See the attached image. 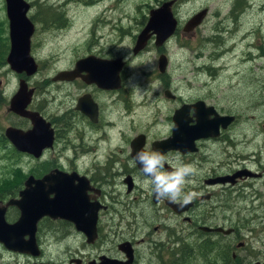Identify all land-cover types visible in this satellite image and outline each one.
Listing matches in <instances>:
<instances>
[{
    "label": "flooded vegetation",
    "instance_id": "af4514ba",
    "mask_svg": "<svg viewBox=\"0 0 264 264\" xmlns=\"http://www.w3.org/2000/svg\"><path fill=\"white\" fill-rule=\"evenodd\" d=\"M78 1H83L88 8L89 5L100 4L97 2L102 0ZM163 1H160L157 6ZM177 1L172 3L171 9L174 15ZM29 3L30 8L35 6V3ZM247 7L245 0H236L232 5L229 18H233L231 23L236 29L241 28L240 18L249 9ZM99 17L101 16L97 15L95 20H99ZM176 18L178 22L174 33L178 31L182 23V20ZM51 19L48 21L49 25L54 24L57 27L64 23V19L58 16L55 10ZM147 19L141 29L145 26ZM185 22L181 27L182 31ZM153 37H150L147 44ZM134 44L135 40L131 48L135 55L143 52L147 47L146 44L144 48L134 53ZM83 48V51L74 55L69 65L59 68L52 76H43V85L44 83L45 85L40 90L33 83L27 82V77L21 74L18 77V82L24 78L28 87L34 89L27 109L38 112L49 122L53 130V143L51 147L43 149L38 158L17 149L6 137L5 129L14 127L28 130L32 124L27 117L8 109L19 121L10 122L0 131V147L6 152V156H26L31 160L40 161H36L33 165L36 168H31L24 177H21V173L17 171L16 175L20 174L12 178V183L3 190L0 189V207L6 205L11 198H19V192L24 188V183L29 176L38 179L56 168L66 173L75 172L78 176L86 178L83 188L86 200L83 203L90 208L77 209L74 214L83 221L84 217L90 215L96 207V235H88L83 230L77 229L73 221L68 218L44 215L36 223L34 233L36 254L8 250L0 243V255L4 253L3 251L10 253L19 258L17 263L21 262L20 264H93L98 263L101 257L126 264L124 262L128 260V255H132V260L127 264L264 262V242L261 239L255 242L249 241L248 238L243 239L239 225L232 223L223 211L227 201L235 203L241 197L242 190L248 188V185L252 187V181L264 174L258 171L257 167L251 166L252 163L256 164L255 161L258 164L257 157L245 158L238 150L239 138L233 126L239 120V115L231 109L224 110L222 106L220 108L218 103L210 101L206 94L185 96L176 88V84L169 86L168 81H163V86L159 84L160 90L166 99L171 101V112L166 116L167 128L160 134L140 130L130 131L128 124L131 110L124 104L125 93L129 90L128 77L124 72L128 56L120 51L114 52L112 46H103L98 41L86 42ZM88 56L99 59L121 58L123 66L119 73V87L103 88L95 82H87L86 80L92 77L88 71H81L74 78L56 79L59 71L73 69L76 61ZM158 73L160 77H164L166 69L164 72L158 69ZM108 76L110 74L103 75V77ZM47 87L48 92L54 91V95L61 94L54 111L47 106L45 109V105L48 104L45 100ZM40 91L43 96L40 97L39 102L37 96ZM198 101L203 102L206 107L212 106L220 116L232 115L233 120L225 127L219 125L218 134L212 133L211 130L207 137L195 139L196 149L189 150L187 149L189 131L186 128L195 122L194 109L189 107L181 118L184 128H177L173 115L179 108ZM208 117L213 118V114H209ZM139 136H142L143 150H159L167 156L171 164H166V169L170 170L171 166L178 162L195 164L198 174L192 178V183L186 191L194 190L200 195L183 207L168 200L156 199L151 189L143 186L146 177L132 155L131 142ZM171 136L172 148L163 149L156 144V141ZM218 151L222 153V156H214ZM69 155L73 156L68 158L72 165H65L58 160L57 162L41 160L44 156ZM78 156L82 161L85 156H94V158L88 168L82 169L74 164ZM96 156H104V159L101 160ZM242 170H248L256 175L243 173L236 175ZM224 176H229L224 182L215 180L217 177ZM73 182L79 192L76 191L79 201L75 204L80 206L83 196L82 186L76 185L77 179ZM19 215L20 211L16 205L6 206L4 217L8 223L15 222ZM258 220L260 222L261 218H255L252 223ZM243 224L246 226V223ZM250 230L252 228L247 229V231ZM255 235L256 233L253 236ZM251 252H254V255H251ZM0 264H4L2 258H0Z\"/></svg>",
    "mask_w": 264,
    "mask_h": 264
},
{
    "label": "rangeland",
    "instance_id": "374dc122",
    "mask_svg": "<svg viewBox=\"0 0 264 264\" xmlns=\"http://www.w3.org/2000/svg\"><path fill=\"white\" fill-rule=\"evenodd\" d=\"M27 1L35 3L27 15L35 26L30 39V54L39 66L37 72L26 78L27 82L42 89L45 85L43 76H52L59 68L69 65L74 55L84 50L86 42L98 41L103 46H112L114 52L120 51L128 56L124 72L128 77L129 90L125 93L124 104L131 110L130 131L157 134L165 131L171 101L163 95L159 84L163 86L162 82L168 81L169 86L176 84L182 95L206 94L220 108L235 111L239 115L233 126L239 138L238 150L245 158L257 157L258 164L255 161L256 164L251 166L264 173V0H245L249 9L240 18L239 29L231 23L233 18H229L236 0H178L175 15L182 20L178 31L159 47L153 37L144 51L137 55L131 50L135 37L150 8L163 0H102L97 2L100 4L89 5L88 8L78 0ZM202 8L208 9L203 22L192 32H183L181 27L185 20ZM54 10L64 19L62 26L49 25ZM97 15L101 17L96 21ZM0 23V43L8 44L9 50L4 0H0ZM218 33L221 34L218 45L208 40ZM160 52L168 59L164 77L159 76L157 67ZM7 53H4V63L0 64V131L10 122L19 121L8 110L9 99L18 88L20 74L25 76L10 69L6 62ZM54 94L46 88L45 100L48 104L45 109L47 106L54 111L57 107L61 94ZM41 96L40 91L37 96L39 102ZM220 155L219 151L214 154ZM96 157L104 159V156ZM68 158L73 156H44L41 160H58L72 165ZM93 158L85 156L82 161L78 156L74 164L85 169ZM36 161L40 160L6 156L0 147V189L10 185L14 176L21 173L24 177L31 168H36L33 166ZM17 171L20 173L16 175ZM247 187L235 203L227 201L223 211L232 223L239 225L243 239L248 238L251 242L261 239L264 242V174L252 181V187ZM257 217L261 221L252 223ZM242 223H246L244 228ZM249 228L252 230L247 231ZM3 252L0 258L4 264L21 263H17L18 257Z\"/></svg>",
    "mask_w": 264,
    "mask_h": 264
},
{
    "label": "water",
    "instance_id": "95a60500",
    "mask_svg": "<svg viewBox=\"0 0 264 264\" xmlns=\"http://www.w3.org/2000/svg\"><path fill=\"white\" fill-rule=\"evenodd\" d=\"M4 1L9 36V50L6 55V62L11 70L16 73H24L28 77L38 70V64L30 54V39L35 30L34 23L27 15L30 3L27 0ZM174 1L165 0L159 6L149 10L147 22L136 36L133 47L134 53L144 48L151 36H154L155 45L159 46L174 34L178 22L171 9ZM207 12V8H202L191 15L185 22L183 31L192 32L195 27L203 22ZM122 66L121 58L99 59L94 56H88L76 61L73 69L59 71L56 79H70L81 71H88L92 77L86 80L87 82H95L103 88L114 89L119 87V73ZM157 66L160 72L165 71L167 58L163 53L158 56ZM104 74H110V76L103 77ZM33 91L34 89L28 87L24 78L20 79L16 92L9 100L8 107L10 111L27 117L31 121L32 127L28 130L7 127L4 133L17 149L31 153L33 157L38 158L43 149L52 146L53 130L50 128L49 122L38 112L27 109L33 96ZM189 107L194 109L193 115L195 116V122L186 128L189 131V139L187 141V149L189 150L196 149L194 146L195 139L207 137L211 130L213 131L212 133L218 134L219 125L225 127L233 120L232 115L220 116L212 106L206 107L203 102L198 101L192 105L183 106L175 112L173 118L178 129L184 128L181 118L184 117ZM183 109L185 110L183 111ZM209 114H213V118H209ZM136 139L131 142L133 157H135L134 155L137 151L142 150V136ZM156 144L162 146L163 149L172 148V136L158 140ZM139 166L141 167V165ZM241 173L256 175L248 170H242L236 175ZM228 178L229 176L217 177L215 180L224 182ZM75 179L78 180L76 185L81 184V194L83 195L86 178L78 176L75 172L66 173L56 168L38 179L29 176L24 183V188L19 192V198H11L6 205L0 207V243L8 250L36 254L37 246L34 236L36 223L44 215L68 218L73 221L77 229L83 230L88 235L95 236V214L97 208L94 207L92 213L85 216L83 221H80L77 214H74L77 209L86 210L90 208L83 203L86 200L84 195L81 197L82 204L76 206L75 202L79 201V197H77L78 190L74 187L73 181ZM12 204L18 207L20 215L15 222L8 223L5 220L4 212L6 206ZM131 256L128 255V260L124 263L131 262ZM122 263L115 259L101 257L98 263L94 262L93 264ZM252 264H264V262Z\"/></svg>",
    "mask_w": 264,
    "mask_h": 264
},
{
    "label": "clouds",
    "instance_id": "9594fccd",
    "mask_svg": "<svg viewBox=\"0 0 264 264\" xmlns=\"http://www.w3.org/2000/svg\"><path fill=\"white\" fill-rule=\"evenodd\" d=\"M134 159L141 165V171L146 177L143 186L150 188L156 199L168 200L183 207L200 195L194 190L186 191L192 178L198 174L195 164L178 162L170 170L166 169L165 165L171 162L159 150H139Z\"/></svg>",
    "mask_w": 264,
    "mask_h": 264
},
{
    "label": "trees",
    "instance_id": "16d2710c",
    "mask_svg": "<svg viewBox=\"0 0 264 264\" xmlns=\"http://www.w3.org/2000/svg\"><path fill=\"white\" fill-rule=\"evenodd\" d=\"M34 18L37 19L38 17H34ZM0 25H1V23H0ZM211 38L212 39H208V40H212L216 45H218L220 43V41H221V34H219V33L218 34H215V35L211 36ZM217 39H219V40H217ZM7 50H8V44L2 45L0 43V64H3L4 63V53L6 54L7 53ZM244 226L245 225L243 224V227Z\"/></svg>",
    "mask_w": 264,
    "mask_h": 264
}]
</instances>
